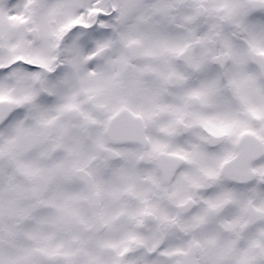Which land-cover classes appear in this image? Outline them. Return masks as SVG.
I'll return each instance as SVG.
<instances>
[{
	"label": "snow or ice",
	"instance_id": "obj_1",
	"mask_svg": "<svg viewBox=\"0 0 264 264\" xmlns=\"http://www.w3.org/2000/svg\"><path fill=\"white\" fill-rule=\"evenodd\" d=\"M0 264H264V0H0Z\"/></svg>",
	"mask_w": 264,
	"mask_h": 264
}]
</instances>
